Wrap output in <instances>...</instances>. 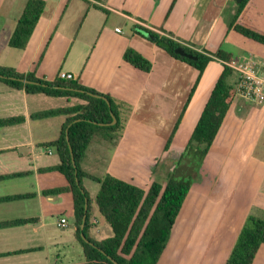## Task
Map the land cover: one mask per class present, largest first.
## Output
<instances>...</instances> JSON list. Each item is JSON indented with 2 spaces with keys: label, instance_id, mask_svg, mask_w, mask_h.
Masks as SVG:
<instances>
[{
  "label": "crops",
  "instance_id": "1",
  "mask_svg": "<svg viewBox=\"0 0 264 264\" xmlns=\"http://www.w3.org/2000/svg\"><path fill=\"white\" fill-rule=\"evenodd\" d=\"M44 1L45 12L24 50L9 45L19 20L6 19L0 33V66L22 74L34 72L49 81L59 78L60 72L73 73V81L131 106L121 139L115 144L96 139L81 163L83 170L99 178L110 174L146 191L154 182L165 185L170 174L164 160L184 156L224 70L221 62L211 61L188 102L198 70L133 32V24L212 53L223 51L233 61L254 59L264 66L263 46L246 38L250 45L242 53L229 47L236 0ZM27 2L0 0V18L15 10L22 16ZM252 5L250 0L251 20ZM128 48L148 59L152 70L146 73L125 62ZM79 102L29 94L0 82V119L24 117L20 124L0 127V199L32 195L0 202V264H67L62 262L67 249L76 243L83 252L75 233L72 192L44 193L68 186L62 173L50 170L60 164L50 143L59 139L67 117H34ZM95 164L104 165L101 176L92 170ZM198 174L160 259L171 246L173 264H226L248 215L264 212V107L236 96ZM82 182L86 190L95 186V195L90 196L91 237H111L112 228L96 203L100 185L89 178ZM63 218L64 228L59 226ZM17 221L26 222L9 225ZM253 264H264V244Z\"/></svg>",
  "mask_w": 264,
  "mask_h": 264
},
{
  "label": "trees",
  "instance_id": "2",
  "mask_svg": "<svg viewBox=\"0 0 264 264\" xmlns=\"http://www.w3.org/2000/svg\"><path fill=\"white\" fill-rule=\"evenodd\" d=\"M249 2L250 0H242L238 4V11L230 28L251 42L264 47V31L249 18ZM45 9L44 0H28L9 41L10 47L18 50L26 48ZM131 30L156 43L159 47H161V41L169 43L170 48H161L175 59L198 70L199 75L188 102L211 61H215V58L232 60L230 55L223 51L212 53L205 50L208 55L200 53L138 24H133ZM178 48H182L196 59L177 54L175 50ZM124 60L143 72L148 73L152 70V63L133 48L126 50ZM232 74V69L225 66L189 140L186 149L189 153L187 158H190L193 164L196 163L197 172L202 167L226 114L237 96L235 86L229 83ZM22 79L33 83H25ZM0 82L13 89L25 90L29 94L75 98L81 101L73 106L47 110L34 115L38 119L67 117L59 139L50 143V146L56 147L60 158V164L50 170L62 173L68 181V186L44 192L45 194H61L70 191L74 197L75 233L83 248L85 260L67 264H158L170 241L173 226L193 186L194 179L179 178L174 174L169 176L165 185L154 182L146 191L110 174L103 178L96 177L87 173L81 166L88 148L96 139H102L111 144L121 139L132 112L131 106L76 81L60 78L49 81L38 78L34 72L22 74L11 67L0 66ZM113 115L116 116L117 122L109 125L113 122ZM182 118L183 115L178 119L166 149L170 147ZM23 121L24 117L0 119V127L17 125ZM71 148L76 167L73 163ZM84 178H89L100 185L96 203L101 215L113 231V235L104 240H96L90 235L92 206L89 193L83 186ZM77 179L80 181L79 184ZM30 197L32 195H17L0 199V202ZM85 215L87 218L84 223ZM25 222L17 221L9 225ZM83 224L84 229H82ZM83 234L89 242L85 241ZM263 244L264 219L250 215L238 235L226 264H253L254 257Z\"/></svg>",
  "mask_w": 264,
  "mask_h": 264
},
{
  "label": "rangeland",
  "instance_id": "3",
  "mask_svg": "<svg viewBox=\"0 0 264 264\" xmlns=\"http://www.w3.org/2000/svg\"><path fill=\"white\" fill-rule=\"evenodd\" d=\"M16 11V10H15ZM13 11L9 16L2 15L0 18V33L2 31H5V26L7 24L6 19L11 18L12 20H20L21 18V13L20 11ZM250 17L252 20L262 29L264 30V0H253V5H252V10L250 12ZM10 25V23L8 22ZM232 40H231V45L229 46L230 48L234 49L237 53H242L244 49L246 48L247 45H250L249 42L244 38L243 36L232 33ZM230 43V41H229ZM252 45V44H251ZM235 82V75L234 73L230 76L229 78V83L231 85H234ZM186 133L181 134V138ZM186 139V137H185ZM182 140V139H181ZM183 141V140H182ZM180 142V141H179ZM184 142V141H183ZM188 146V145H187ZM186 155V156H185ZM184 157L181 159H175L172 160L171 158H167L164 161V165L166 166V174L170 175H176L179 178L180 177H186V178H193L194 180H198L199 172L195 170V165L196 163H192L190 158H187L189 156V153L186 152ZM163 158L161 159L160 163L162 164ZM170 165V166H169ZM172 168V169H171ZM171 169V170H170ZM92 170L95 172L96 175L101 176L104 172V165L102 164H95L92 165ZM91 185H96L94 182ZM95 187V186H92ZM92 187H88V193L89 196H94L95 191ZM264 212H261L260 210H255L253 214H249L248 216L252 215L254 217H258L261 219H264ZM173 247L169 246L167 252L164 254L162 259H160V264H173L170 260V252ZM85 260L84 252L80 249V246L78 244H74V246L70 247L67 249L66 253V258L63 259L62 262L64 263H78V262H83Z\"/></svg>",
  "mask_w": 264,
  "mask_h": 264
},
{
  "label": "built area",
  "instance_id": "4",
  "mask_svg": "<svg viewBox=\"0 0 264 264\" xmlns=\"http://www.w3.org/2000/svg\"><path fill=\"white\" fill-rule=\"evenodd\" d=\"M148 28V27H147ZM150 29V28H149ZM152 30V29H151ZM116 32L122 33L120 28L116 29ZM178 43L188 46L200 53H205V49L197 47L192 44H188L180 39L172 37L168 34H161ZM215 61L221 62L223 65L228 66L236 74V93L237 96L250 101L258 106L264 107V66L254 59H247L244 61H229L221 58H215ZM59 78L67 81H73L76 79V75L73 73L60 72ZM67 220L61 219L59 222L60 227H66Z\"/></svg>",
  "mask_w": 264,
  "mask_h": 264
},
{
  "label": "water",
  "instance_id": "5",
  "mask_svg": "<svg viewBox=\"0 0 264 264\" xmlns=\"http://www.w3.org/2000/svg\"><path fill=\"white\" fill-rule=\"evenodd\" d=\"M236 2H237V4H240L242 2V0H236ZM160 46L163 47V48H170V44L167 43V42H164V41H161L160 42ZM175 52L177 54H179V55L184 56V57L196 59V57H194L191 54L186 53L182 48L176 49ZM22 81L25 82V83H33L32 81H29V80H26V79H22ZM108 104L110 105V102L109 101H108ZM116 122H117V118H116V116L113 115V122L110 123L109 125H114ZM103 125H105V124H103ZM67 139L69 141V136L68 135H67ZM71 153H72V158H73L74 166L76 167V162H75V159L73 157V150H72V148H71ZM77 182H78V184L80 183L79 179H77ZM86 212H87V204H86ZM86 218H87V215H85V217H84V223L86 221ZM82 229H84V224L82 225ZM83 237H84V239H85L86 242H89V240H87V238L84 236V234H83Z\"/></svg>",
  "mask_w": 264,
  "mask_h": 264
},
{
  "label": "flooded vegetation",
  "instance_id": "6",
  "mask_svg": "<svg viewBox=\"0 0 264 264\" xmlns=\"http://www.w3.org/2000/svg\"><path fill=\"white\" fill-rule=\"evenodd\" d=\"M194 183H195V182H194ZM194 183H193V184H194Z\"/></svg>",
  "mask_w": 264,
  "mask_h": 264
}]
</instances>
